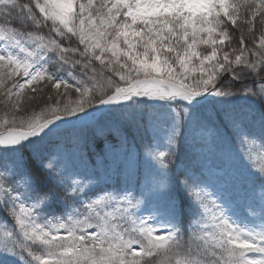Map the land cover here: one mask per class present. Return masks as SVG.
<instances>
[{
	"label": "snow or ice",
	"instance_id": "obj_1",
	"mask_svg": "<svg viewBox=\"0 0 264 264\" xmlns=\"http://www.w3.org/2000/svg\"><path fill=\"white\" fill-rule=\"evenodd\" d=\"M0 264H264V0H0Z\"/></svg>",
	"mask_w": 264,
	"mask_h": 264
},
{
	"label": "trees",
	"instance_id": "obj_2",
	"mask_svg": "<svg viewBox=\"0 0 264 264\" xmlns=\"http://www.w3.org/2000/svg\"><path fill=\"white\" fill-rule=\"evenodd\" d=\"M238 35H239V34L237 33V37H238ZM234 87H235V88H239L240 85H239V84H235ZM146 142H147V141H141L140 138H137L136 141H135V143H136L137 145H140V144H142V143H146Z\"/></svg>",
	"mask_w": 264,
	"mask_h": 264
}]
</instances>
